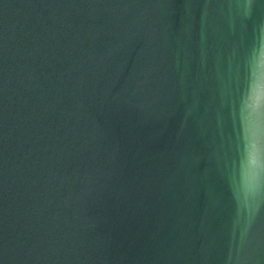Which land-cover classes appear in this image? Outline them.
<instances>
[{"label":"water","instance_id":"obj_1","mask_svg":"<svg viewBox=\"0 0 264 264\" xmlns=\"http://www.w3.org/2000/svg\"><path fill=\"white\" fill-rule=\"evenodd\" d=\"M0 264H264V0H0Z\"/></svg>","mask_w":264,"mask_h":264},{"label":"snow or ice","instance_id":"obj_2","mask_svg":"<svg viewBox=\"0 0 264 264\" xmlns=\"http://www.w3.org/2000/svg\"><path fill=\"white\" fill-rule=\"evenodd\" d=\"M248 2L250 3V2H251V0H248Z\"/></svg>","mask_w":264,"mask_h":264}]
</instances>
